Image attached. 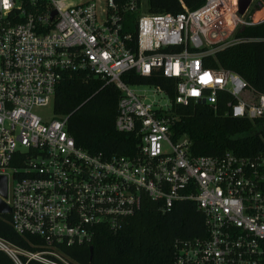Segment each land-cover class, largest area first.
<instances>
[{"label": "built area", "instance_id": "2783aa9c", "mask_svg": "<svg viewBox=\"0 0 264 264\" xmlns=\"http://www.w3.org/2000/svg\"><path fill=\"white\" fill-rule=\"evenodd\" d=\"M238 2L203 0L172 14L147 12L146 0H0V199L12 230L37 239L29 249L0 237L14 264H77L65 248L88 243L95 226L117 230L144 200L160 212L191 201L201 215L202 234L176 239L172 264H264V149L191 155L187 138L170 132L176 105L264 116V91L213 65L264 20L254 18L263 5L239 13ZM124 12L136 13L134 33L123 30ZM74 71L118 90L114 128L130 136L131 153H89L66 115L35 112Z\"/></svg>", "mask_w": 264, "mask_h": 264}, {"label": "trees", "instance_id": "16d2710c", "mask_svg": "<svg viewBox=\"0 0 264 264\" xmlns=\"http://www.w3.org/2000/svg\"><path fill=\"white\" fill-rule=\"evenodd\" d=\"M264 1V0H261ZM203 0H146L149 13H178L183 8L194 9ZM260 5L259 2L256 6ZM136 13L124 12L122 27L134 33ZM251 40L215 53L216 63L238 74L256 91H264V20L247 26L239 33ZM127 82H144L149 78L135 75ZM165 79L158 78L163 86ZM172 95V90L168 91ZM118 90L87 72L74 71L56 86L51 109L53 114L67 116L66 130L77 147L89 153L104 155L129 154L133 151L130 136L114 128ZM198 103L176 105L170 126L171 136H185L191 155H220L230 151L236 155H252L264 149V116L252 121L223 114ZM203 232L200 213L191 201H177L165 212L144 200L139 210L127 217L117 230L105 226L94 227L88 243L65 248L66 254L77 264H172L176 239L199 236ZM0 237L11 244L29 248L37 242L33 236L16 234L0 217ZM90 248V251H89ZM0 264H14L0 251ZM26 264H41L29 260Z\"/></svg>", "mask_w": 264, "mask_h": 264}, {"label": "rangeland", "instance_id": "374dc122", "mask_svg": "<svg viewBox=\"0 0 264 264\" xmlns=\"http://www.w3.org/2000/svg\"><path fill=\"white\" fill-rule=\"evenodd\" d=\"M259 2L260 5L256 6V3ZM263 5V9L259 12H256V14L254 15L255 19H259L261 17V15H263L264 13V1L261 0H249V8L250 11H252V9H256V11L259 10V6ZM35 112L39 115H42L44 118H51L53 115L52 109H51V105L45 106V107H40V108H36ZM59 115V114H57Z\"/></svg>", "mask_w": 264, "mask_h": 264}, {"label": "water", "instance_id": "95a60500", "mask_svg": "<svg viewBox=\"0 0 264 264\" xmlns=\"http://www.w3.org/2000/svg\"><path fill=\"white\" fill-rule=\"evenodd\" d=\"M249 0H239L238 6H239V13H241L244 8L248 5ZM0 196L4 197L5 196V177L0 176ZM8 212L7 206L2 202L0 199V215H4ZM90 251V248H89Z\"/></svg>", "mask_w": 264, "mask_h": 264}, {"label": "snow or ice", "instance_id": "6c2138e0", "mask_svg": "<svg viewBox=\"0 0 264 264\" xmlns=\"http://www.w3.org/2000/svg\"><path fill=\"white\" fill-rule=\"evenodd\" d=\"M5 3H7V0H5Z\"/></svg>", "mask_w": 264, "mask_h": 264}]
</instances>
